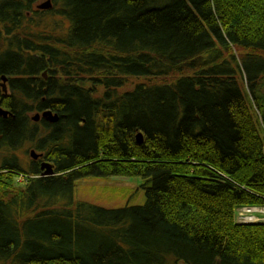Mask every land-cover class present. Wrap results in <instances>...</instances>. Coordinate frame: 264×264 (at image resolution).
Here are the masks:
<instances>
[{
  "label": "trees",
  "instance_id": "trees-1",
  "mask_svg": "<svg viewBox=\"0 0 264 264\" xmlns=\"http://www.w3.org/2000/svg\"><path fill=\"white\" fill-rule=\"evenodd\" d=\"M36 1L0 0V264H264V0ZM113 177L144 204L75 202Z\"/></svg>",
  "mask_w": 264,
  "mask_h": 264
},
{
  "label": "rangeland",
  "instance_id": "rangeland-1",
  "mask_svg": "<svg viewBox=\"0 0 264 264\" xmlns=\"http://www.w3.org/2000/svg\"><path fill=\"white\" fill-rule=\"evenodd\" d=\"M48 0H38V4ZM43 16H50L43 14ZM56 21L60 23L57 18ZM46 24V23H45ZM50 27V25H48ZM46 26L43 27L44 31H50L51 29ZM235 54H238L236 49L233 48ZM47 79V78H46ZM171 81V79H170ZM169 81V82H170ZM2 82V81H1ZM144 81L131 79L121 89L122 91L131 90L136 84ZM3 89V88H2ZM8 91V90H7ZM101 93V90L99 92ZM37 112L31 113L30 117H34ZM2 158L9 156L10 153L6 151L2 152ZM27 150L24 148L20 152L16 153L19 163L24 165L25 168H29L31 164L30 154H26ZM144 182L139 178H126V177H113V178H86L81 179L76 184L75 189V202H86L105 209H119L126 206L143 205L146 199L145 191L143 189ZM257 208L261 209L258 212H249L246 209ZM261 212V213H260ZM242 213V215H241ZM248 220L251 216H254L257 220L255 222L248 221L247 223L264 222V208L262 207H245L240 208L236 217H243Z\"/></svg>",
  "mask_w": 264,
  "mask_h": 264
},
{
  "label": "water",
  "instance_id": "water-1",
  "mask_svg": "<svg viewBox=\"0 0 264 264\" xmlns=\"http://www.w3.org/2000/svg\"><path fill=\"white\" fill-rule=\"evenodd\" d=\"M52 1L51 0H48L44 3H42L41 5L38 6V9L40 10H49L52 8ZM44 78L46 79L47 78V73H44L43 74ZM2 87H3V91L5 94H7V77L3 76L2 77ZM0 116H3V117H9L11 116V113L4 110L2 107H0ZM59 116L58 114H55L53 113L52 111L50 110H47V111H44L42 113H37L33 118L32 120L34 122H40L41 120H45L49 123H57L59 122ZM137 141L138 143H143L144 142V135L143 133H138L137 136ZM30 156L32 159L34 160H39L41 158L42 155H40L39 153H37L35 150L31 151L30 153ZM42 171H43V176H55V172H54V169L53 167L51 166V164L47 163V162H44L42 163Z\"/></svg>",
  "mask_w": 264,
  "mask_h": 264
},
{
  "label": "built area",
  "instance_id": "built-area-1",
  "mask_svg": "<svg viewBox=\"0 0 264 264\" xmlns=\"http://www.w3.org/2000/svg\"><path fill=\"white\" fill-rule=\"evenodd\" d=\"M242 209H245V208H242ZM249 209V208H248ZM248 209H246L245 211H247ZM261 213V212H260ZM241 215H242V213H241ZM251 217H254V216H251ZM257 219H255L254 221H250V222H255ZM237 221L239 222V223H247L248 222V220H246L245 218H244V216L243 217H237Z\"/></svg>",
  "mask_w": 264,
  "mask_h": 264
},
{
  "label": "bare ground",
  "instance_id": "bare-ground-1",
  "mask_svg": "<svg viewBox=\"0 0 264 264\" xmlns=\"http://www.w3.org/2000/svg\"><path fill=\"white\" fill-rule=\"evenodd\" d=\"M260 210L261 209H257V208L248 209L249 212H258ZM255 219H256L255 217H250V218H248V221H254Z\"/></svg>",
  "mask_w": 264,
  "mask_h": 264
},
{
  "label": "flooded vegetation",
  "instance_id": "flooded-vegetation-1",
  "mask_svg": "<svg viewBox=\"0 0 264 264\" xmlns=\"http://www.w3.org/2000/svg\"><path fill=\"white\" fill-rule=\"evenodd\" d=\"M52 1V0H51ZM38 6H39V4H38V2L36 1L34 4H33V8H34V10H37V11H39V12H46V11H48V10H38ZM49 10H51V9H49Z\"/></svg>",
  "mask_w": 264,
  "mask_h": 264
}]
</instances>
